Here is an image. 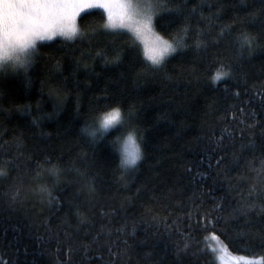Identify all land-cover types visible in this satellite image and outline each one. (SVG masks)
Instances as JSON below:
<instances>
[{"label": "trees", "instance_id": "1", "mask_svg": "<svg viewBox=\"0 0 264 264\" xmlns=\"http://www.w3.org/2000/svg\"><path fill=\"white\" fill-rule=\"evenodd\" d=\"M159 2L154 32L174 44L187 45L177 47L163 66L150 67L131 34L103 29L105 14L90 9L76 23L81 29H96L95 34L75 42L61 37L38 42L39 51L26 74L24 68L0 69V137L9 146L0 148V155L14 151L15 137H23L25 153L19 157V169L13 168L0 180V264L110 262L106 249L101 260L93 251L95 245L87 254L80 247L90 238L86 230L94 233L102 222L101 206L118 210L110 223L111 238L118 236L117 245L126 247L127 254L117 264H216L215 240L228 255L264 256L260 243L264 217L253 215L249 238L240 237L223 219L207 223L198 213L206 212L211 197L218 193L207 191L213 186L211 180L201 189L183 172L187 163L193 164V171L197 165L203 170L199 156L208 138L213 132L219 135L221 129L239 126L229 118L234 110L243 106L245 113L255 109L258 120L264 117V96L258 95L264 88V0ZM175 3L180 10L169 12ZM169 19L171 24L160 22ZM184 24L189 26L187 36L177 30ZM224 25L230 31L217 37ZM243 31L257 36L250 52L234 43L236 34ZM197 32L200 40H207L206 49L193 47ZM117 55L118 61L113 59ZM218 60L231 62L238 79L212 82L220 70ZM106 105L119 106L125 120L91 135ZM37 117L40 122L35 126ZM129 131L135 132L143 156L125 187L120 181L118 144ZM45 156L62 169L58 179L46 171L52 165H45V171L35 169L34 162ZM246 159L258 169L264 157L257 152ZM77 169L91 178L94 193L89 194L86 179L77 175ZM239 171L249 182L256 176L245 161ZM10 185L20 188L14 201ZM41 185L60 198L59 208L55 202L48 203L46 193L33 191ZM240 187L247 191L246 184ZM126 197L131 199L121 208ZM77 208L92 222L78 230L74 227ZM125 223V232L115 231ZM133 225L135 233L130 231ZM104 239L109 237H102L101 244ZM68 248L73 251L67 252Z\"/></svg>", "mask_w": 264, "mask_h": 264}, {"label": "snow or ice", "instance_id": "2", "mask_svg": "<svg viewBox=\"0 0 264 264\" xmlns=\"http://www.w3.org/2000/svg\"><path fill=\"white\" fill-rule=\"evenodd\" d=\"M104 8L107 11L108 19L104 21L103 29H117L118 27H127L121 19L118 24L113 18L110 8V0H0V68L4 67V61L12 60L13 68L17 65L24 68L25 74L31 62L35 60V54L39 49L37 46L38 41L52 40L54 36L64 38L65 42H75L76 39L83 38L86 35H93L96 29H81L77 26L76 17L84 9ZM161 10L159 0H126L124 17L132 20L136 24L134 31L137 36L142 35L144 32H152L154 26V17L157 16ZM180 4H173L168 11H179ZM195 11V8H193ZM158 18V17H157ZM161 23L171 24L172 19L168 21H160ZM262 29H264V22H262ZM184 36H187L189 26L184 24L178 29ZM229 30L227 25L221 26L217 37H222L225 31ZM200 32L195 33L196 39L193 47L196 50L201 48L206 49L208 46L207 40H200ZM157 43L151 48L145 46L143 55L148 61H151L150 67L163 66L166 57L169 54L177 51V47H187L186 44L176 43L164 39L158 33L155 34ZM257 36L248 33L247 31L239 32L234 37L240 49L245 47L249 52L256 46ZM21 53L29 54L24 59L21 58ZM114 60L118 61L119 56H114ZM220 70H217L212 76V82H216L221 78L238 79V75L233 69L231 62L218 60ZM239 95V90L235 92ZM59 96V93H57ZM264 96V88L258 93ZM106 111L99 113V127L107 129L115 124H123L125 120L124 113L119 106L108 107ZM211 110V105L209 106ZM264 109V104H262ZM237 112L239 115L237 116ZM132 114V109L128 110V116ZM227 115V114H226ZM220 117L218 119H222ZM238 127H226L219 131V135L213 132L212 137L208 138L207 145L204 146L200 153L199 159L203 164L195 166L196 170L193 171L194 166L187 163L183 168L188 181L199 183L201 189L206 187L207 181L211 180L212 187H207V191L212 193L216 192L218 195L212 196L211 207L203 213H198L202 220L207 223L219 222L221 219L225 224H232L237 229L240 237H250V225L252 223L253 215L264 217V159L260 160V167L257 169L253 166L251 160H247L249 154L255 156L257 152L264 157V117L257 119V111L255 109L248 110L245 113V108L242 106L234 110L230 117ZM39 118L33 119L35 126L39 125ZM256 129H260L257 134ZM97 130L93 129L92 133L95 134ZM257 135L259 139L257 140ZM235 137H239L237 141ZM142 139V137H141ZM233 145L229 150V145ZM215 145V147H211ZM9 146L3 137H0V148L7 149ZM14 151H5L0 155V180L6 179L8 172L13 168L19 169V157L24 155V139L23 137H15L12 146ZM120 165L123 171L120 173V181L125 183L127 187L128 175L135 170L138 166L137 161L141 160L143 153L141 151L140 143L137 141V136L134 131H129L120 145ZM30 156V153H29ZM241 161H245L249 170L255 171L256 176L249 182V178L244 176L239 171ZM35 169L45 171V165H52L46 169L48 173L59 178L60 171L52 163L50 157L45 156L43 161L36 160L34 162ZM34 169V170H35ZM67 171V169H63ZM36 175H40L37 172ZM77 175L86 179L87 191L92 194L96 191L94 183L91 178L87 176L86 172H81L77 169ZM179 179V178H178ZM247 185V191H244L240 186ZM11 189V199L14 201L20 193L18 186H9ZM33 191L44 192L47 195L49 204L55 202V206L59 208L61 201L59 197L53 196L51 189L47 186L41 185ZM140 188H137V193ZM42 199L44 197H41ZM131 197H126L121 203V208ZM235 201V202H234ZM101 223L98 229L92 233L86 230V235L90 238L88 243H81L80 247L85 254L88 253L90 246L95 245L93 251L97 252L99 258L103 260L102 252L107 250V253L112 260L105 262V264H117V261L122 260L127 254V248H121L117 245L119 237L111 238L114 229L110 226L113 216L118 215V210L115 207H108L105 210L104 206L99 208ZM77 224L74 226L77 230L84 224L92 223L89 218L84 217L77 208ZM107 218V222L105 221ZM167 219V218H165ZM73 227L72 225H69ZM126 223L120 224L115 228L118 233L125 232ZM132 233H135V225L132 226ZM58 235V233H57ZM215 235V233H213ZM102 237H109L104 239L102 244ZM255 239V237H251ZM127 245V241L122 242ZM260 243L264 244V234H260ZM189 245L185 243L184 250H187ZM116 250H113V249ZM71 253L72 248L66 249ZM178 254H183L180 248H177Z\"/></svg>", "mask_w": 264, "mask_h": 264}, {"label": "rangeland", "instance_id": "3", "mask_svg": "<svg viewBox=\"0 0 264 264\" xmlns=\"http://www.w3.org/2000/svg\"><path fill=\"white\" fill-rule=\"evenodd\" d=\"M133 2H135V0H133ZM142 2H148V0H142ZM125 4H126V0H110V8H111V11L113 14V18L117 21L118 24L120 23L121 19H123V23L125 25H128L127 27H118L117 29H112V30L124 31V32L131 34L135 38V40L139 43L141 50L144 53V49H145L146 45L149 48H151L155 43H157V39H156V35H155L156 33L154 32V30H152V32H144L142 30V35L137 36L136 32L134 31V29L137 27L136 24L132 20H129L127 17L123 16V13L125 11ZM93 9H100L105 14L106 20L108 19L107 11L104 8L97 7V8H93ZM87 10H90V9L82 10L77 15V17L82 12L87 11ZM77 17H76V19H77ZM59 37L60 36L57 35V36H54L53 38H59ZM61 38H63V37H61ZM44 41H46V40H44ZM38 42H40V41H38ZM20 55H21V58L24 59L25 56L29 55V54L21 53ZM145 59L147 60L146 57H145ZM148 63L151 64V61H148ZM12 65H13L12 60H6V61H4V67L3 68H6V69L10 68L11 70L23 69V67H21L19 65H17L15 68H13ZM0 69H2V68H0ZM110 127H112V126H110ZM109 128H107V129H109ZM93 129L97 130L95 132V134L92 133ZM104 130H106V129H101L99 127V120H98V122H96V124L90 129L89 133L91 135H96L97 133H100ZM126 136H127V134L119 140L118 148H120V145ZM119 153H120V150H119ZM120 158H121V153H120ZM214 246H215L214 247L215 248L214 258H215L216 264H264V256L247 257L244 255H235V254L228 255L226 253L225 249L223 248V246L220 243H218L216 240H215ZM224 254H227L226 255L227 259L223 256Z\"/></svg>", "mask_w": 264, "mask_h": 264}]
</instances>
